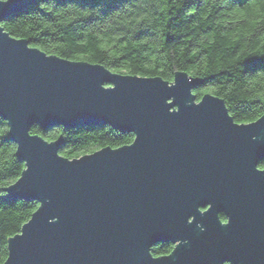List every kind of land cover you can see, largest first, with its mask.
<instances>
[{
	"label": "water",
	"instance_id": "water-1",
	"mask_svg": "<svg viewBox=\"0 0 264 264\" xmlns=\"http://www.w3.org/2000/svg\"><path fill=\"white\" fill-rule=\"evenodd\" d=\"M36 1L0 0V116L25 165L4 191L38 202L1 264H264V114L236 122L185 71L117 73L9 35L1 22ZM34 125L134 137L70 159Z\"/></svg>",
	"mask_w": 264,
	"mask_h": 264
},
{
	"label": "trees",
	"instance_id": "trees-1",
	"mask_svg": "<svg viewBox=\"0 0 264 264\" xmlns=\"http://www.w3.org/2000/svg\"><path fill=\"white\" fill-rule=\"evenodd\" d=\"M1 26L47 54L100 63L117 73L172 81L176 71H185L201 81L192 90L196 99L206 92L223 98L236 122L264 114V0H37ZM30 132L48 141L62 136L59 153L70 159L134 137L109 125H34ZM7 134L0 116V264L7 239L38 206L6 197L4 188L25 167ZM172 248L169 241L158 242L150 252L159 256Z\"/></svg>",
	"mask_w": 264,
	"mask_h": 264
},
{
	"label": "flooded vegetation",
	"instance_id": "flooded-vegetation-1",
	"mask_svg": "<svg viewBox=\"0 0 264 264\" xmlns=\"http://www.w3.org/2000/svg\"><path fill=\"white\" fill-rule=\"evenodd\" d=\"M259 167V166H258ZM260 168H264V167H260ZM205 208H202L201 210L203 211ZM220 214H223L224 215V213H222V212H220L219 213V217H220ZM225 216V215H224ZM225 218H226V216H225ZM221 219V218H220ZM222 220V219H221ZM222 222L224 223V222H226V219H224V220H222ZM173 247H174V245H173ZM223 264H230V263H228V262H225V263H223Z\"/></svg>",
	"mask_w": 264,
	"mask_h": 264
}]
</instances>
